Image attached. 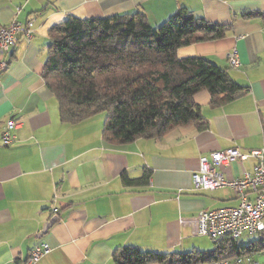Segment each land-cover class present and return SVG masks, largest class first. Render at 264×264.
Returning a JSON list of instances; mask_svg holds the SVG:
<instances>
[{
	"label": "crops",
	"instance_id": "obj_1",
	"mask_svg": "<svg viewBox=\"0 0 264 264\" xmlns=\"http://www.w3.org/2000/svg\"><path fill=\"white\" fill-rule=\"evenodd\" d=\"M181 11L231 29L221 40L179 49L178 57L208 58L247 89L219 106L212 105L208 92L195 96L208 123L205 131L191 126L159 139L112 145L103 138V118L78 125L61 121L58 101L43 79L52 28L71 17L131 13L145 15L157 28ZM16 17L24 26L31 24L32 32L30 39L18 35L16 46L0 56L8 65L0 71V128L11 120L22 123L13 145L0 141V264H28L41 244L50 252L34 264H115L129 246L144 253H178L194 238L181 218L239 205L228 188L196 191L192 176L202 157L264 147V0H0V28ZM234 49L239 69L227 61ZM254 164L235 163L224 176L240 179ZM146 171L151 173L147 185L125 184L124 176L135 180ZM54 217L58 222L42 235ZM257 236L249 243L264 242L263 234ZM215 249L199 252L209 255ZM251 256L264 264V251Z\"/></svg>",
	"mask_w": 264,
	"mask_h": 264
},
{
	"label": "trees",
	"instance_id": "obj_2",
	"mask_svg": "<svg viewBox=\"0 0 264 264\" xmlns=\"http://www.w3.org/2000/svg\"><path fill=\"white\" fill-rule=\"evenodd\" d=\"M230 29L185 11L157 28L141 13L71 17L50 30L43 79L58 101L63 123L78 125L103 116V138L112 145L159 139L191 126L205 131L208 123L195 96L208 92L212 105L219 106L247 89L232 80L228 68L205 57L180 59L178 50L221 40ZM150 178L149 171L135 180L123 177L130 187L147 185ZM239 242L226 238L214 243L209 255L144 253L129 246L115 264H211L264 251V242Z\"/></svg>",
	"mask_w": 264,
	"mask_h": 264
},
{
	"label": "built area",
	"instance_id": "obj_3",
	"mask_svg": "<svg viewBox=\"0 0 264 264\" xmlns=\"http://www.w3.org/2000/svg\"><path fill=\"white\" fill-rule=\"evenodd\" d=\"M21 8L16 11V16ZM32 25L24 26L16 19L7 27L0 28V56L4 57L17 44V36L24 34L31 38ZM229 66L239 69L241 62L237 50L227 56ZM8 67L5 61L0 62V71ZM22 123L11 120L0 128V141L4 146H11L17 141L16 132ZM254 160L251 171H245L240 179H227L224 169L235 163ZM192 184L196 191L214 192L231 189L235 192L239 205L224 207L211 211H203L196 217L181 218L180 225L191 230L194 238H208L217 245L226 238L240 241L244 236L264 234V147L244 153L239 149H230L202 157L199 169L192 176ZM50 252L47 244H41L32 251L28 264L36 263ZM211 264H259L250 256H240L230 260L214 261Z\"/></svg>",
	"mask_w": 264,
	"mask_h": 264
},
{
	"label": "rangeland",
	"instance_id": "obj_4",
	"mask_svg": "<svg viewBox=\"0 0 264 264\" xmlns=\"http://www.w3.org/2000/svg\"><path fill=\"white\" fill-rule=\"evenodd\" d=\"M100 118H104L103 116ZM258 236H244L241 240L240 243H242L243 245H247L250 241H252L254 238L256 239ZM185 246L187 248H183L182 250H178V253H180L181 251H183L185 249V251H192L193 249H196V251H205L207 249H211L214 246V243L208 239V238H192L189 241L185 242ZM187 249V250H186Z\"/></svg>",
	"mask_w": 264,
	"mask_h": 264
},
{
	"label": "water",
	"instance_id": "obj_5",
	"mask_svg": "<svg viewBox=\"0 0 264 264\" xmlns=\"http://www.w3.org/2000/svg\"><path fill=\"white\" fill-rule=\"evenodd\" d=\"M56 222H58V218L54 217L52 218L44 227V230L42 232V235L45 234Z\"/></svg>",
	"mask_w": 264,
	"mask_h": 264
}]
</instances>
